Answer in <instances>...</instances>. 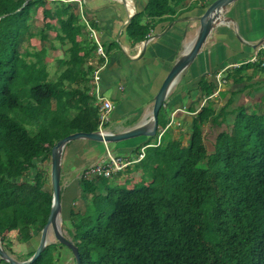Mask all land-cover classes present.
I'll list each match as a JSON object with an SVG mask.
<instances>
[{
	"label": "trees",
	"instance_id": "trees-1",
	"mask_svg": "<svg viewBox=\"0 0 264 264\" xmlns=\"http://www.w3.org/2000/svg\"><path fill=\"white\" fill-rule=\"evenodd\" d=\"M53 2L62 3L64 13L57 38L70 45L54 77L49 47L29 43H51L54 28L35 26L47 1L0 0V238L11 255L7 233L19 232L27 244L50 217L51 178L37 162L51 163L60 140L99 130L97 99L90 93L93 68L87 65L98 46L86 39L79 6ZM184 4L148 0L128 33L137 43L148 40L145 19L174 21ZM201 87L206 102L187 128L189 144L175 138L169 123L158 144L162 107L156 142L144 146L145 159L133 166L142 171L133 188L127 179L114 186L105 177L77 181L87 212L71 210L67 231L81 264H264V106L231 108L229 101L217 108L211 98L217 84ZM208 131L215 133L210 144ZM59 246L66 247L50 245L33 264H59L53 256L60 255Z\"/></svg>",
	"mask_w": 264,
	"mask_h": 264
},
{
	"label": "crops",
	"instance_id": "crops-1",
	"mask_svg": "<svg viewBox=\"0 0 264 264\" xmlns=\"http://www.w3.org/2000/svg\"><path fill=\"white\" fill-rule=\"evenodd\" d=\"M88 1L66 0L62 2L79 6L77 14L80 16L81 23L87 28V41L98 46L96 39L92 36V31H94L107 54V60L101 58L99 62L100 57L96 49V52L94 51L87 58V65L93 68L90 87L92 88L94 71L102 68L100 91L103 96L106 92L112 91L114 100L140 104L137 110L134 109L135 113L131 115V118L136 116L137 121L130 125H121L115 130L108 129L113 133L124 132L145 120L146 114L152 110L154 98L164 79L182 54L185 42L198 34L200 30L198 19L205 13L212 0H185L184 7L179 10L174 21L166 19L167 17L157 21L145 19L144 22L150 26L149 37L153 35L154 39L140 43L135 42L130 36L127 26L137 13L144 11L148 0H125L126 3L122 0ZM46 10L51 11L50 8ZM52 13L60 15L57 25H53L54 29L50 30L51 34H55V41L50 36L51 43L45 41L44 45L49 47L47 59L50 51L55 52L59 49L63 52L55 60L58 63V60L66 56V49L70 45L63 44L57 38L60 29L59 20L64 16L63 11H52ZM222 17L226 20L225 24L218 23L195 61L188 67L165 102L166 116L170 114L171 118H175L173 122H168V127L171 124L174 129L182 127L181 130H185L189 127L192 119L205 105L206 97L201 87L204 82L213 81L217 84V90L211 97L215 100L217 108L225 106L229 101H233L231 108L239 106L257 109L264 106V69L260 67V61L264 60V52L259 54V62L247 63L255 54V45L264 40V0H237L224 9ZM80 40L81 38H78V41ZM147 41L145 46L144 43ZM37 42L40 43L38 40ZM165 53L174 54V56H166ZM157 58L168 66L165 64V67H162L164 69L156 67ZM166 58H171L170 63L164 60ZM47 59V63L50 64ZM236 65L238 66L235 67ZM219 74L224 80L221 87L217 82ZM184 83L187 85L190 83V86L185 89ZM106 99L113 103L111 99ZM144 105H146L145 108ZM131 113L132 111L125 114ZM159 130L163 129L159 128ZM71 145L72 142L66 146L64 152ZM101 145L105 144H91V149L101 147ZM132 146L133 143L128 144L129 148ZM143 147L142 145L135 146L129 154L124 156L133 157ZM77 151L73 150L67 156L64 153L62 160L61 178L65 171L67 173L69 170L73 171L70 184L78 181L76 178L83 169L92 166L102 158L88 154L78 156ZM135 168L132 167L131 171ZM128 173L127 171L118 173L114 178L130 176L127 179L132 184L134 181Z\"/></svg>",
	"mask_w": 264,
	"mask_h": 264
},
{
	"label": "rangeland",
	"instance_id": "rangeland-1",
	"mask_svg": "<svg viewBox=\"0 0 264 264\" xmlns=\"http://www.w3.org/2000/svg\"><path fill=\"white\" fill-rule=\"evenodd\" d=\"M46 8H50V10H51V11H49L50 15L47 18L44 17V12H43L44 8L43 7L39 8L36 12L35 26L38 29L47 28V27L53 26L55 24L57 25L58 18L60 15H58V14L55 15L54 13H52V11L53 12H60L62 10V3L50 2L48 0L47 4L45 6V9ZM49 35L51 36V39L54 40L55 34H51V32H49ZM29 43H30V47H35L37 49H40L44 45V44L38 43L37 40H35V39H31L29 41ZM57 45L60 46L58 43H57ZM89 45H91V44H89ZM95 52H96V50H95ZM161 52H164V51H161ZM62 53L63 52L60 51L59 49L55 50V52L50 51L48 53V59L47 60L50 63L49 64V71L53 77L55 76V72L56 73L58 72L57 69H58V65H59L58 63H56L55 60L57 58H59L62 55ZM166 56L173 57L174 54L173 55L166 54ZM95 57H96V55H95ZM98 57H100V56H98ZM159 58H161V57H159ZM159 58H157V60L155 59L157 61V62H155V65H156V67H160L161 69H164L162 67H165L164 65L166 63L161 61ZM60 60H58V61H60ZM164 60H166L167 63H170L171 58H166ZM100 61H101V57L99 58V62ZM167 69H168V67H167ZM192 84L193 83L191 82V85ZM183 86L185 89H187L190 86V83L188 85L184 83ZM181 90H183V89H181ZM104 97L109 98L113 101L114 106H115V110L110 114V121L106 124H103V129L115 130L116 128H118L121 125H127V124L130 125V124H132L138 120V118H136V116L134 118H131L132 117L131 115H133L135 113V111L138 109V105H140V104H136L132 101L123 103L120 100H114L112 98V91L106 92L104 94ZM98 103H101V102L100 101L96 102L95 107L97 109H98V107H97ZM145 107H146V105H144V108ZM134 109H136V110H134ZM130 111H132L131 114H125V113H129ZM98 114H99V110H98ZM140 115H141V113L139 114V116ZM174 119H175L174 117L171 118L170 114H169V116L168 115L166 116V114H164V111H163L161 113V120H160L159 128L163 129L168 122H170V121L173 122ZM127 121H129V122H127ZM100 124H101V120H100V115H99V130L101 127ZM173 133H174L175 138L183 136V139H184L183 143L185 145L189 144L190 134L188 132V129H185V130L184 129L183 130L174 129ZM214 136H215V133L213 131H208L207 139H208L209 144H210V142H214ZM155 142H156L155 136H153V137L142 136V137H138V138L125 140L122 142L109 143L107 146L101 145V147H96V148L91 149V144L98 145L101 143H96V142H92L90 140L81 139V140L73 141L71 147H69L64 153L67 156V155H70L72 153L71 151L78 150L76 153L78 156L88 154L89 156L98 155V157H104L106 155V150L108 147L113 154L124 156V155L129 154L130 151L135 146H138V145L145 146L146 144H153ZM127 143L128 144L133 143L132 148H129L130 146L128 147ZM63 156H64V154H63ZM37 163L41 169H44L48 174H50L51 163H49V162L40 163V161ZM66 165H67V163H66ZM133 170L127 171V172H129L128 174H130L132 176L131 177L132 181H134V183L129 185V188H133L137 183H139L141 181L142 171L137 170L136 168ZM71 174H73L72 170L71 171L69 170L68 173L65 171L63 178H61V183H62V188H63L61 203H62L63 234L68 239L73 240L67 231V229L72 230L71 221H70L71 210L75 209L76 212L83 215L85 212H87V206L84 202L85 199L83 197L82 189H81V186L79 185V183L75 182V183L70 184ZM114 177H112L111 179L108 180V183H107L108 186H114V184L119 185L120 183H118V181L121 182L122 180H125V179L129 178L130 176H124L121 179L114 178ZM68 184H70V185L68 186ZM48 189H50V190L52 189L51 185H50V187L48 186ZM35 235L36 236L33 240H31L27 244H24L23 242L20 241L19 232L15 231V232L7 233L4 236V239H5L6 244L8 246V251H10V253L13 251V254H14V255H11L8 253V255H10L12 258H14L18 261H26L27 258L29 257V253L33 252L34 250H37V248H38L39 241H40V234L36 233ZM51 242H52V244L57 243V240L54 239V236H53V240ZM58 251L60 252V255L58 254L57 251H54L53 256H54L55 260L60 259L59 264H76L74 254L68 247L59 246Z\"/></svg>",
	"mask_w": 264,
	"mask_h": 264
},
{
	"label": "water",
	"instance_id": "water-1",
	"mask_svg": "<svg viewBox=\"0 0 264 264\" xmlns=\"http://www.w3.org/2000/svg\"><path fill=\"white\" fill-rule=\"evenodd\" d=\"M126 3L125 0H122ZM237 0H212L209 4L205 13L198 19L200 23V30L198 32L197 39L192 45L191 49L180 55L174 66L171 68L167 74L164 82L154 98L153 108L151 111L153 126L152 128H146L142 126L144 120L139 122L136 126L120 133H111L108 135H103L100 131L92 133H76L70 135L62 140H60L53 148L51 153V186L53 191V200L50 217L46 226L43 228L38 248L34 255L27 261H18L12 258L5 251L2 239L0 238V259L4 260L9 264H33L45 250L52 245L51 237L52 235L57 240V243L63 244L68 247L74 254L76 264H81V257L79 254L78 247L75 243L68 239L63 234V220H62V185H61V167L63 154L66 146L77 140L86 139L93 142L103 143L108 145L109 143L122 142L125 140L138 138L142 136L153 137L156 135L158 130V117L162 107L165 106V102L171 95L172 91L176 87L177 77L182 78L183 74L187 71L188 67L195 61L209 37L212 35L213 30L218 25L219 15L223 13L224 9L228 7L231 3ZM26 5V4H25ZM24 5V6H25ZM23 6V7H24ZM154 38V36H153ZM150 41V40H149ZM146 43L144 45L146 46ZM179 83V81H178ZM53 233V234H52ZM52 234V235H51Z\"/></svg>",
	"mask_w": 264,
	"mask_h": 264
},
{
	"label": "built area",
	"instance_id": "built-area-1",
	"mask_svg": "<svg viewBox=\"0 0 264 264\" xmlns=\"http://www.w3.org/2000/svg\"><path fill=\"white\" fill-rule=\"evenodd\" d=\"M48 1V0H47ZM50 2L57 1V0H49ZM60 1H66V0H60ZM92 36L96 39L98 44V50L97 55L103 58L105 61L107 60V54L102 46V44L98 41L96 33L92 31ZM153 35L149 37V40L152 41ZM264 52V40L257 43L255 45V54L254 56L247 62V63H257L259 62V54ZM236 65L235 67H237ZM260 67L264 69V60L260 61ZM101 70L102 68H98L94 71L93 74V81H92V88H91V95H93L97 101L101 102L97 104L100 120H101V127L100 132L103 134L104 131H109L106 129H103V124H106L110 121V114L114 110L113 103L104 98L103 94L100 91V82H101ZM217 82L219 83V86L221 87L224 83V80L222 79L221 74L217 76ZM166 130H160V135L158 138V144H160V139L162 135L165 133ZM155 146V145H151ZM148 147H143L139 149L136 152V155L133 157H127V156H121L113 154L109 149L106 150V155L102 157L100 160H98L95 164L92 166L87 167L86 169H83L79 175L77 176V180H88L93 181L97 179L98 177H105L107 179H111L116 174L125 172L127 169L132 168L133 166L140 164L146 157V150Z\"/></svg>",
	"mask_w": 264,
	"mask_h": 264
},
{
	"label": "bare ground",
	"instance_id": "bare-ground-1",
	"mask_svg": "<svg viewBox=\"0 0 264 264\" xmlns=\"http://www.w3.org/2000/svg\"><path fill=\"white\" fill-rule=\"evenodd\" d=\"M225 14V13H224ZM218 23H224L225 24V22H226V20L222 17V14H220L219 15V19H218V21H217ZM197 36H198V34L196 35V36H194V37H191L190 39H188L186 42H185V47H184V50L182 51V53H184V52H187V51H189L190 49H191V47H192V45L194 44V42H195V40L197 39ZM181 76V75H180ZM180 76L179 77H177V79H176V83L178 84V81H180ZM152 111V110H151ZM151 111H149L147 114H146V116H145V120H144V122L142 123V126H144V127H146V128H152V126H153V120H152V115H151ZM111 133H113V132H111V131H104L103 132V135H108V134H111ZM53 234V233H52ZM51 234V235H52ZM55 239V238H54ZM53 240V236H52V238H51V241ZM55 241V240H54Z\"/></svg>",
	"mask_w": 264,
	"mask_h": 264
}]
</instances>
